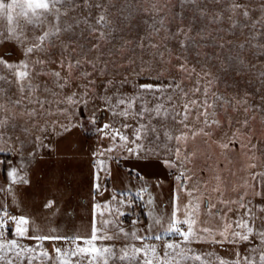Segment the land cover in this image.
I'll use <instances>...</instances> for the list:
<instances>
[{"label": "rangeland", "instance_id": "obj_1", "mask_svg": "<svg viewBox=\"0 0 264 264\" xmlns=\"http://www.w3.org/2000/svg\"><path fill=\"white\" fill-rule=\"evenodd\" d=\"M83 2L77 0L81 7L74 12L69 10V23L73 17L82 19L89 16L88 9L82 7ZM99 2L110 13L108 19L112 21V30L99 53L93 51L86 57H79L82 61L93 60L98 66L96 69L86 63L70 71L61 68L59 62L62 58L56 52L49 58L52 62L47 64L45 71L60 72L61 82L67 81L63 88L57 87L50 75H33L32 83L39 87L31 94L27 89L21 92L15 84L0 81L3 88V92H0V105H3L0 119L6 118V123L0 125V153L11 156L7 164L4 158H0V205L10 216H25L30 220L27 237L16 235V225L11 220L0 228V232L3 239H16L23 248L35 249L25 253L15 264H88V257L73 256L71 253L77 244L89 246L86 240L91 237L94 221L98 239L91 246L110 250L98 257L95 264H145L146 259H152L153 264H164L171 259V256H165L164 244L182 241L175 232L168 231L173 202L165 205L158 202L141 208L130 194L121 192L125 189L122 183L116 181L114 185L108 184L111 173L105 158L111 153L104 151L106 146L93 143L87 147L89 150L85 144L72 147L73 140L61 126L70 128L71 113L75 119L78 113L76 105H69L65 100L73 93L84 100L85 90L89 91L91 97L87 106L89 113L107 107L104 97H112L113 103L117 96L138 98L132 109L133 114L121 116V124L131 148H135L132 141L138 125L148 126L149 130L142 133L143 139L136 143L143 144L145 149H152V153L145 155L141 151L139 156L130 154L125 160L129 166L145 174L156 171L159 176H167L171 168L162 162L167 159L175 161L176 167L173 169H183L189 178L190 183L184 187L186 190L172 185L173 193L181 192L176 202L180 209L178 218H184V206L196 197L200 205L196 227H211L213 234L201 233L204 239L181 243L183 258L177 257L172 264H177V261L179 264H202L193 259L197 255L206 264H219L220 260L235 264L237 253L240 257H258L259 251L264 250V243L255 234L256 231H264V138L255 131L250 112L256 106L258 97L264 96V80L259 76L264 72V54H261L264 53V0ZM231 3L243 5L248 16H242L239 10L230 12ZM98 12L99 9L93 4L92 15ZM201 12L203 15H200ZM217 15L220 19L214 20L213 17ZM6 27L7 22L0 18V33ZM178 28L192 29L189 35L195 37V46L181 48L182 37ZM74 31L76 38L73 40H69L67 34L61 37L68 48L75 46L79 52L81 47L86 49L88 43L95 42L80 36V32L84 31L83 24ZM25 35L28 37L25 44H30L33 33L25 29ZM0 40H3L2 35ZM138 44L143 47H138ZM241 44L243 48L237 47ZM152 45L157 47L153 48ZM22 50L18 43H0V55L9 62L24 59ZM51 51L55 52V49ZM157 51L163 53V60L155 55ZM97 56L99 59H96ZM44 58L41 55L30 59ZM237 58L243 61V69ZM180 63L194 68L195 73L191 76L180 73L177 70ZM102 64H107L110 70L100 71L99 65ZM88 73L91 75H86ZM205 73L209 75L205 77ZM0 75L13 79L3 66H0ZM197 76L200 77L202 90L206 80H211V91L217 93L221 89L233 101L246 99L247 105L234 103L232 107L225 105L223 111L218 109L219 126L205 128L209 133L207 136L193 137L192 132L203 127L195 119V110L186 121L187 129L178 123L180 117L177 116L176 121L171 117L175 112L182 111L183 104L189 99H203L200 93L191 94V89L196 87ZM108 80L113 83L107 84ZM177 82L189 92V97L185 98L172 90L165 92L163 96L172 95L174 103L159 99L160 93L151 95L140 89V85L167 86ZM17 100L21 102L16 104ZM160 103L169 110V116L149 115L147 112L142 118L135 115L142 110L141 104L151 110ZM245 120L246 125L243 123ZM45 127L52 129L53 134L45 131ZM153 128L155 133L150 130ZM181 132L188 135L185 142L177 143L165 136L168 133L175 137ZM230 141H237L238 146ZM223 144H228V147H221ZM177 147L180 148L178 159L175 153ZM88 151L90 156L85 155ZM100 152L103 155H93ZM99 160L104 161L103 167L97 166ZM14 168L30 184H14L9 191L8 173ZM202 169L206 171L205 174L201 173ZM97 184L99 188L95 187ZM177 184H180V180ZM188 191H192V196L188 195ZM49 200L54 204L45 208L44 204ZM205 201L214 205L211 215ZM241 204L245 207H241ZM245 208L250 210L248 216ZM217 209L220 210L218 216ZM219 217H224L225 223L247 218L255 231L247 241L217 243L221 239L218 233L222 230ZM180 227L186 230V226ZM32 236H57L61 239L41 241L28 238ZM157 236L161 239H156ZM78 237L81 239L76 240ZM148 246H155L159 261L151 253L146 257L143 251H137L147 250ZM56 248L61 249L62 254L56 253ZM44 252L49 256L41 255Z\"/></svg>", "mask_w": 264, "mask_h": 264}, {"label": "snow or ice", "instance_id": "obj_2", "mask_svg": "<svg viewBox=\"0 0 264 264\" xmlns=\"http://www.w3.org/2000/svg\"><path fill=\"white\" fill-rule=\"evenodd\" d=\"M190 3H195L196 0H188ZM108 3H111V0H108ZM95 4V7L99 9L97 15H92V5ZM81 7L77 3V0H0V18L7 22L8 27H6L0 35L3 36V40H0V43L5 41L18 43L22 47L21 55L24 59L18 61L9 62L5 60L2 55H0V66L7 69L11 74L13 79L9 80L7 76L0 75V81H3L7 84H15L16 87L24 92L27 89L28 93L31 94L35 88L39 87L38 85H33L32 76L36 75H50L54 78L53 82L59 88H63L65 84H67L66 80L62 81V77L60 72H47L45 71L47 64L52 61L49 59L52 55L59 53L61 56V60L59 62V66L61 68H67L69 71L73 67H81L83 63L89 64L92 68L96 69L98 66L93 60L84 59L83 61L79 57H86L87 54L95 51L99 53L104 45L107 42L108 34L112 30V21L108 19L110 13L107 8L104 7L99 0H84L82 7L87 8L89 12L88 17H83L82 19H76L75 17L71 18L72 22L69 23V10L75 11L76 8ZM63 9V11H62ZM239 10L240 14L244 17L248 16V11L244 9L243 5L238 3H231L229 7L230 12H235ZM15 13V16L13 15ZM200 15H203L201 12ZM214 20L220 19L217 15L213 17ZM231 19V17H229ZM49 22H51L49 24ZM84 25V31L80 32V36L85 37L89 41H95L94 43H88L86 49L84 47L80 48V51H76V47L68 48L63 44L61 37L67 34L69 40H73L76 38L75 36V28H78L79 25ZM233 27H235V23H233ZM25 29L31 30L33 33L32 41L30 44H25V41L28 37L25 35ZM179 35L182 37L180 40V46L184 49L186 46L192 45L195 46L196 39L193 36H190L189 33L192 31L191 28H178L177 29ZM39 32V35L35 33ZM58 42L59 46H58ZM223 47V45H219ZM138 47H143V45L138 44ZM151 47L156 48V45H152ZM239 48H243L244 45H237ZM51 49H55V52L51 51ZM264 54V53H261ZM43 55L44 59H30L33 56H41ZM156 56L160 57L163 60V53L157 51ZM65 57H71V59H64ZM99 59V56L96 57ZM237 62L241 65V69H243V61L237 58ZM143 63V61H141ZM151 67V66H149ZM255 67L254 65L252 66ZM99 70H110L108 69L107 64L99 65ZM131 70V69H129ZM156 70V69H153ZM182 74H188L191 76L195 73L194 68H188L185 63H180L177 69ZM143 71V69H141ZM86 75H91L88 73ZM209 74L205 73L204 76L207 77ZM259 76L262 80H264V72L259 73ZM107 84L111 85L113 83L112 80L106 81ZM196 87L191 89V94L195 95L196 93H200L203 99H189L188 102L183 104L182 111L175 112L173 108V112L175 115L171 118L173 121H176V117H180L178 123L181 124L185 129L189 126L186 123L189 116L192 115L193 110H195V119L200 121L203 127H200L198 131H193L192 136L196 135H205L207 136L209 133L205 131V128L211 129L213 126H219L220 121L216 119L217 109L223 111L225 110V105L228 107H232L234 103H240L243 105H247V100L241 101H233L222 95H218L217 93L211 91L212 81L206 80V83L203 85V90L200 85V77L197 76L195 81ZM140 89L142 91H147L151 95H155L156 93H160L161 96L159 99H166L169 102H173V96L169 95L167 97L163 96L165 92L172 90L173 93H178L179 95L187 98L189 97V92L185 91L180 83H170L167 86H154V85H140ZM0 92H3V88L0 87ZM87 95V92L84 93ZM106 103V110L111 111L113 115H119L122 117H127L132 115V109L136 105L137 97H123L117 96L115 98V102L113 103L112 97H104ZM21 101H15L16 104H19ZM65 103L69 105H76L78 103H86V101L81 100L77 97L76 93H73L71 96L67 97ZM123 106V107H121ZM120 109L117 113L116 109ZM3 109V105H0V110ZM141 111L135 113L137 117L142 118L144 114L147 112L149 115L156 116H169V110L164 107L162 103L156 104L153 109H148L146 105L141 104ZM247 111V107L244 108ZM93 124L95 123V119L91 121ZM6 123V118L0 119V125ZM245 125L247 124V120L243 122ZM63 131H70L71 129L66 126H61ZM125 128L128 127L127 124L124 125ZM149 130L148 126L144 124L138 125L135 129V139L132 141L135 144V148H127V151L130 154L139 156L141 151L144 152L145 155L151 154L152 149H145L143 144H138L136 141L142 140V133H146ZM155 133V129H150ZM97 131L101 132L105 137H110L114 142H118V146L126 147L128 143V137L125 136L118 128H113L109 124H104ZM165 136L169 140H175L177 143L185 142L188 139V135L186 132H181L178 136H171L168 133H165ZM39 140V137H37ZM231 142V141H230ZM115 146V145H114ZM223 148H227L228 144L221 145ZM255 148V145L252 146ZM114 148L110 147L105 149L104 151L111 152ZM176 158H179L180 148L177 147L175 149ZM103 155V152L93 153V155ZM163 164L169 168L176 167L175 161L163 160ZM97 166L103 167L104 161H97ZM255 165H252L254 167ZM98 175V174H97ZM8 177L10 183L8 185V190L11 191L12 185L14 184H30V181L25 176H20L17 174V170L14 168L11 172L8 173ZM183 174L181 176H177V180H182ZM95 187L99 188V185H95ZM181 190L184 189L183 183L180 185ZM219 191V189H215ZM188 195L192 196V191H188ZM178 200V195L174 193L173 195V212L170 217V224L168 227L169 232H175L178 236L182 238V241L178 242H166L164 244L165 248V256H171L170 260H166L164 264H172V261L176 260L177 257L183 258V248L181 247V243H189L194 239H204L205 237L201 236V233H207L209 235L213 234V229L211 227H204L198 229L196 227L199 215V200L196 197H193L185 206H184V218L179 219L178 214L180 209L176 206V202ZM195 201V202H194ZM221 203H228L225 201H221ZM54 204V201H47L44 204L45 208H50ZM241 207H245L243 204ZM205 207L208 209L209 214L211 215V209L214 207L210 203V201H205ZM99 208V205H97ZM231 210V209H229ZM219 209H217V216L219 214ZM249 211L245 208L246 216H248ZM0 228H2L8 220H11L16 225V235L18 237H27L28 236V226L30 224V220L25 216H10L6 210H3V206L0 205ZM221 220L222 230L219 231V236L221 239L216 241L217 243H223L228 241L229 243H237L239 241H247L250 236L254 233L253 226L248 222V219L245 218L243 220L237 219L233 223H225L224 217H219ZM102 223H106L102 221ZM181 225L186 226V230H184ZM97 228L95 225V221L93 222V230L91 233V237L86 240V244L89 245L87 247H81L77 244V247L74 251H72L73 256H84L88 257V264H95L97 258L103 256L104 253L109 252L110 250L99 249L94 246H91L93 241L98 239L97 237ZM255 234L259 236L261 243H264V231H256ZM3 233L0 232V264H15V261H19L21 257L29 252L35 251V249H26L23 248L20 244H18L16 239L6 240L3 239ZM30 239L35 240H55L61 239V237L57 236H32L28 237ZM105 238V237H99ZM137 239H141L140 237H136ZM81 238H76L79 240ZM156 239H161V237L157 236ZM54 251L58 254L61 253V249L56 248ZM137 251H143L144 255L147 257L149 253L153 257H156V248L155 246H148L147 250L139 249ZM252 251H255L253 249ZM11 254V255H10ZM174 254V255H173ZM43 256H49L47 252L41 253ZM51 258V257H49ZM157 261H159V257H156ZM193 259L201 261L202 264H206L203 261V258L200 256H195ZM264 264V250L259 251L258 257L254 255H248L244 257H240L239 253H237V259L235 260V264ZM106 264V262H105ZM145 264H153L152 259H146ZM177 264L179 262L177 261ZM219 264H227L226 261L220 260Z\"/></svg>", "mask_w": 264, "mask_h": 264}, {"label": "flooded vegetation", "instance_id": "obj_3", "mask_svg": "<svg viewBox=\"0 0 264 264\" xmlns=\"http://www.w3.org/2000/svg\"><path fill=\"white\" fill-rule=\"evenodd\" d=\"M87 106L84 115H81L79 111L80 103L76 104L78 113L77 119H75L73 113H71V130L66 131V134L73 140L72 147L77 148L81 147L82 144H85L87 148L93 143L106 146L107 149L113 147L114 150L109 152L111 153L110 156L105 158L107 161L106 166L110 169L109 172L111 173L108 179V184L111 183L114 185L116 181L122 183L125 189H122L121 192H128V194L133 197V201L136 204H139L141 208L152 206L155 203L159 204L158 202H162L163 205L168 204V202H173L174 193L172 185H176V187L181 190V183H183L184 187L190 183L185 171L182 169V172L178 169L171 168L167 176H159L156 171L145 174L142 170L132 168L129 166L130 164L125 161L130 155L127 151V148H131L129 142L126 147H120L118 146V142H114L110 137H105L103 135L101 139L95 138L98 134L97 130L101 124H109L113 128H118L116 127L118 123V115H113L111 111H108L107 113H101L94 116V112L97 109L92 113H89L87 111ZM93 118L95 119L94 124L91 122ZM118 129L121 131V128ZM45 131L49 132V134H53V130L49 127H45ZM39 141L42 140L40 139ZM87 150L89 149L87 148ZM90 154L88 151L85 155L90 156ZM115 169H118V171ZM201 173L205 174L206 171L202 169ZM182 174L183 178L180 180V184H177L178 180L176 177L181 176ZM167 177L170 178V180H167ZM131 188L134 189V191ZM177 195L180 198L181 192L178 191Z\"/></svg>", "mask_w": 264, "mask_h": 264}, {"label": "water", "instance_id": "obj_4", "mask_svg": "<svg viewBox=\"0 0 264 264\" xmlns=\"http://www.w3.org/2000/svg\"><path fill=\"white\" fill-rule=\"evenodd\" d=\"M85 92H87V95H86V99H84L83 101H86V103H80V107H79V111H80L81 115H84V111L86 110V106L88 105V102L91 98L89 95V91L85 90ZM217 94L222 95V96L231 100V97L229 96V94H227L226 92H224L221 89H219L217 91ZM107 112H108V110H106V107H102V108L97 109L94 112V116L99 115L101 113H107ZM116 112L118 113V111H116ZM250 115L253 118L255 131L258 132L262 138H264V96L263 95H260L258 97L257 102H256V106L251 110ZM71 117H72V115H71ZM215 118L220 120L219 115H218V109H217V113H216ZM102 125L103 124L100 125L99 129L102 127ZM116 127L121 128V132L124 134L123 126L121 124V116H119V115H118V123H117ZM102 136H103V134L98 131V134L95 138L101 139ZM231 143L238 145L237 141H232ZM242 257H244V255H242Z\"/></svg>", "mask_w": 264, "mask_h": 264}, {"label": "trees", "instance_id": "obj_5", "mask_svg": "<svg viewBox=\"0 0 264 264\" xmlns=\"http://www.w3.org/2000/svg\"><path fill=\"white\" fill-rule=\"evenodd\" d=\"M10 155L8 154V153H0V158H4L5 159V164H7L8 163V161L10 160ZM3 172H4V174H5V167H3ZM125 194H127L128 195V192H124ZM12 232H11V230H10V234H11Z\"/></svg>", "mask_w": 264, "mask_h": 264}]
</instances>
